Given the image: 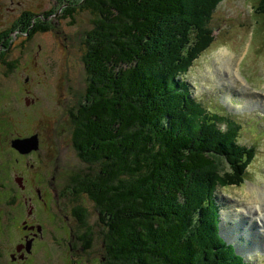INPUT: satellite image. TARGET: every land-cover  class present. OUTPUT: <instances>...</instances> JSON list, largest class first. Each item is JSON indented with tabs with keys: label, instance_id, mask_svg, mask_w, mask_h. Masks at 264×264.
I'll return each instance as SVG.
<instances>
[{
	"label": "trees",
	"instance_id": "16d2710c",
	"mask_svg": "<svg viewBox=\"0 0 264 264\" xmlns=\"http://www.w3.org/2000/svg\"><path fill=\"white\" fill-rule=\"evenodd\" d=\"M227 2L200 0L198 11L186 0H85L81 5L96 12L89 34L94 44L84 56L90 86L85 96L88 104L69 108L70 146L82 157L83 165H89L90 171L97 166L100 172L93 175L79 166L74 168L75 162L42 154L43 146L36 154H22L13 145L0 152V170L6 177L0 182L6 186L12 208L9 219L21 223V242L28 234L25 225L32 224L28 223L33 218L29 214L40 203L47 206V212L54 208L47 219L61 225L62 239L57 235L52 241L60 249L51 248V237L41 239L37 253L25 264H39L44 257L50 264H207V258L211 264H250L220 237L221 206L213 192L217 184L225 189L245 184L246 168L254 163L258 149L239 142L242 127L238 123L208 112L193 97L187 79L195 62L215 43L211 24ZM254 11L264 16V0L257 1ZM71 13L75 15L76 9L68 15ZM49 29L38 27L39 32ZM165 49L173 61L161 74L167 60L162 52ZM31 115L33 119L38 116ZM12 128L5 133L1 129V137L23 136L25 140L33 135L24 138L21 126ZM40 131L45 133L43 128ZM28 156L35 159L32 164L26 163ZM217 170L222 171L223 184ZM205 171L207 182L201 190L187 194ZM19 177L21 186L16 181ZM62 180L69 182V188L64 187L57 198L55 188ZM168 202L174 211L166 219L152 220L148 213L156 211L153 205ZM66 212L76 222L70 235L68 224L59 215ZM98 212L102 232L91 224ZM42 213L37 209L39 216ZM148 219L153 224L145 222ZM194 220L205 226L203 235L210 237L213 255L205 257L200 236L192 238ZM33 223L45 228L43 218ZM4 232L0 242L6 240ZM215 238L222 243H216ZM186 243L194 253L190 263L185 260ZM53 251H59L56 263ZM86 255L98 259L90 261Z\"/></svg>",
	"mask_w": 264,
	"mask_h": 264
},
{
	"label": "rangeland",
	"instance_id": "374dc122",
	"mask_svg": "<svg viewBox=\"0 0 264 264\" xmlns=\"http://www.w3.org/2000/svg\"><path fill=\"white\" fill-rule=\"evenodd\" d=\"M186 1L188 3L191 1L193 9L198 11L200 0ZM257 1L228 0L220 7L211 24L215 43L195 62L187 76L195 98L202 103L203 107L212 114L230 118L238 123L242 127L239 142L258 149L254 163L246 168L245 184L241 187L230 185L228 189L217 184L213 192L215 201L221 206V211L223 210L222 214L218 215L219 229L221 225H224L221 230L223 238L228 241L237 240V247L244 249V255L250 264L256 262L264 264V224L257 219V214L251 217L243 212V208L248 206L259 209L260 204L264 205V194H262L264 189V46L260 36L261 24L257 19L262 15L254 13ZM84 2L85 0H0V7L6 9L4 15L0 16V31H6L2 36L11 32V29L19 23L21 13V35L18 29L12 32L9 38L11 41L16 38L21 40V135H25V138L33 134L29 137L37 135L39 139L38 150L30 152L36 154V151H40L41 153L43 146L42 154H54L64 161L75 162L74 168L79 166L85 172L96 175L100 172L99 167L95 166L90 171L89 165L88 167L86 164L83 165L82 157L70 146L72 134L69 108H76L79 103L87 105L88 99H85V96L87 97V91L90 88L84 56L89 50V45L94 44V37L90 39L89 34L95 26L96 12L82 9L81 5ZM72 9H76V13L75 15L71 13L69 16L68 12ZM8 10L15 14L9 13ZM165 23L167 26L171 24V21ZM41 25L50 29L47 32H39L38 27ZM166 26L161 28L165 29ZM162 52L167 56V60L162 64L159 71L161 74L166 67L172 65L173 61L168 50L165 49ZM178 80L184 84L181 77H178ZM34 106L37 107L34 108ZM33 112L38 114L35 119L31 115ZM40 128L45 131L43 135L40 133L42 132ZM129 130L132 132L134 127ZM34 160L32 156H28L26 163L32 164ZM56 172L60 173L58 170ZM208 172L212 173V171ZM42 173L47 175L44 169ZM207 175L205 171L198 177L202 179ZM217 177L223 184L221 170H217ZM205 182L207 181L204 178L198 181L187 194L192 196L200 191ZM68 183L67 180L58 183L55 188L57 198H60L59 193L64 187L69 188ZM253 186H260L261 189L254 190ZM68 192L65 199L61 197L65 201L69 199ZM259 195L260 199L255 198ZM60 201L62 202L61 199ZM4 203L7 207L0 204V214L4 209H8V214H12L11 206L7 202ZM68 203L71 202L68 201ZM153 206L152 210H156L155 214L148 213L152 216V220L162 216L166 219V216L174 211L172 203L169 202L165 206L157 204ZM216 206L217 203H214L215 208ZM37 209L43 210L40 216L37 214ZM47 210V206L43 203L35 206L32 214H29V211L27 213L33 217L32 220L28 219V223L43 218L46 223L44 231L48 232L47 237H51V248L59 250L60 248H57L52 241L57 235L59 240L62 239L61 226L57 221L47 219L53 215L54 208L49 212ZM60 214L64 217L63 223L69 226L68 234L70 235L71 226H75V221L66 218L67 212L65 216ZM92 221V227L102 232L103 225L98 226V222L102 224L99 212L94 214ZM8 222L15 224L9 216ZM145 222L152 223L151 219ZM194 226V230L191 231L192 238L194 235L200 236L205 257L213 255L211 239L203 235L205 226L197 221ZM39 227L42 228L41 225ZM11 228L13 229V226ZM53 230L56 232H51ZM244 230L250 235L248 244L242 234ZM215 240L216 243L217 240L221 242L219 238ZM153 245L160 250L157 241H153ZM184 247L188 251L184 254L185 260L188 263L193 262L194 253L189 251L190 246L186 243ZM52 253L56 256L54 261L56 263L59 251ZM97 253L101 252L97 250ZM86 258L92 261V258L97 257L86 255ZM207 259L209 264L211 258ZM50 262L44 257L39 264H50Z\"/></svg>",
	"mask_w": 264,
	"mask_h": 264
},
{
	"label": "flooded vegetation",
	"instance_id": "af4514ba",
	"mask_svg": "<svg viewBox=\"0 0 264 264\" xmlns=\"http://www.w3.org/2000/svg\"><path fill=\"white\" fill-rule=\"evenodd\" d=\"M5 10L0 7V16L4 15ZM8 12L13 11L8 10ZM13 14L15 13L13 12ZM18 29L21 35V13L19 23L11 29V32L2 36L6 31H0V131L1 129H5L2 131L4 133L8 129H11V127L15 130L21 126V40H17L16 38L11 41L9 38L10 34ZM18 140H21V136L12 138L6 136L2 138L0 134V152L3 150L7 151L12 145L16 150L21 152L18 149L20 147L16 145ZM4 178L6 177L0 170V179ZM16 181L21 186V177L16 178ZM5 193L6 186L0 182V204L2 206H6L4 202L10 203ZM66 218L70 219L68 216ZM7 220L8 211L4 209L0 214V234L2 231H5L4 237L6 240L0 242V264H25L27 259L34 256V251H36V246L40 240L47 238L48 232L44 231L42 223L26 224L28 234L22 236L24 237V241L21 242V223L10 224ZM10 225L13 226V229ZM40 225L43 226V229L39 227ZM73 227L71 226V228ZM65 229L67 230V228ZM7 230L8 232H6ZM51 232L55 233L56 231L53 230ZM11 248L12 250L8 252Z\"/></svg>",
	"mask_w": 264,
	"mask_h": 264
},
{
	"label": "bare ground",
	"instance_id": "6f19581e",
	"mask_svg": "<svg viewBox=\"0 0 264 264\" xmlns=\"http://www.w3.org/2000/svg\"><path fill=\"white\" fill-rule=\"evenodd\" d=\"M230 69H231V68H230ZM253 187H254V190H256V189H261L260 186H258V187L253 186ZM252 190H253V188H252ZM262 194H264V189H263ZM260 197H261V196L259 195V196H256L255 198L260 199ZM263 203H264V200H263ZM260 206H261V207H260ZM255 207H256V205H255ZM256 208H257V207H256ZM258 208H259V209H253L252 206H248V207L245 208L246 210L243 208V212H245L246 214L250 215L251 217H252V216L254 217V216L257 214V219H258L261 223L264 224V205L260 204ZM222 212H223V210L220 211V215L222 214ZM227 215H228V214H227ZM253 219H254V218H253ZM223 226H224V225H221V228L219 229V235H220V237L222 238L224 244H225L227 247H230L232 250H234V252L236 253V255H238L239 257L243 258V261H244V262L249 263V261L247 260L246 256L244 255V252H243L244 249H241V248H238V247H237V244H236V241H237V240H234V241H228V240H226V239L223 238V236H222V231H221L222 228H223ZM240 226L243 227L242 225H240ZM245 229H246V228H245ZM263 231H264V230H263ZM237 232H238V230H237ZM242 234H243V236L245 237V239L247 240L246 243L248 244V243H249V241H248V236H250V235H249V234H246V233H245V230L243 231ZM238 239L241 240V238H238ZM241 241H243V240H241ZM250 244H251V243H250ZM255 264H257V262H256Z\"/></svg>",
	"mask_w": 264,
	"mask_h": 264
},
{
	"label": "water",
	"instance_id": "95a60500",
	"mask_svg": "<svg viewBox=\"0 0 264 264\" xmlns=\"http://www.w3.org/2000/svg\"><path fill=\"white\" fill-rule=\"evenodd\" d=\"M38 136L35 135L31 138H28V139H21V140H18L16 142V144L20 145V146H17V147H21V148H18L22 154H26L30 151H34V150H38Z\"/></svg>",
	"mask_w": 264,
	"mask_h": 264
},
{
	"label": "snow or ice",
	"instance_id": "6c2138e0",
	"mask_svg": "<svg viewBox=\"0 0 264 264\" xmlns=\"http://www.w3.org/2000/svg\"><path fill=\"white\" fill-rule=\"evenodd\" d=\"M260 21L261 24V32H260V36H261V43L262 46H264V16L257 18Z\"/></svg>",
	"mask_w": 264,
	"mask_h": 264
}]
</instances>
